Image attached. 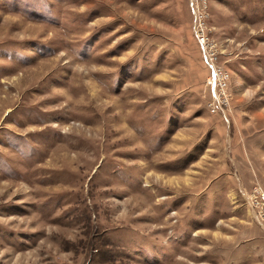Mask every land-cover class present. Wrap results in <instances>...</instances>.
Listing matches in <instances>:
<instances>
[{
  "label": "rangeland",
  "instance_id": "rangeland-1",
  "mask_svg": "<svg viewBox=\"0 0 264 264\" xmlns=\"http://www.w3.org/2000/svg\"><path fill=\"white\" fill-rule=\"evenodd\" d=\"M255 183L264 0H0V264H264Z\"/></svg>",
  "mask_w": 264,
  "mask_h": 264
},
{
  "label": "built area",
  "instance_id": "built-area-1",
  "mask_svg": "<svg viewBox=\"0 0 264 264\" xmlns=\"http://www.w3.org/2000/svg\"><path fill=\"white\" fill-rule=\"evenodd\" d=\"M194 31L201 46L203 58L210 67L206 78L208 87V106L212 112L226 113V107L230 103L231 92L228 90L231 71L218 61L220 45L209 34V26L206 23V14L198 9L195 12ZM248 204L257 219L264 221V186L255 183L247 192Z\"/></svg>",
  "mask_w": 264,
  "mask_h": 264
},
{
  "label": "crops",
  "instance_id": "crops-1",
  "mask_svg": "<svg viewBox=\"0 0 264 264\" xmlns=\"http://www.w3.org/2000/svg\"><path fill=\"white\" fill-rule=\"evenodd\" d=\"M222 115V114H221Z\"/></svg>",
  "mask_w": 264,
  "mask_h": 264
}]
</instances>
